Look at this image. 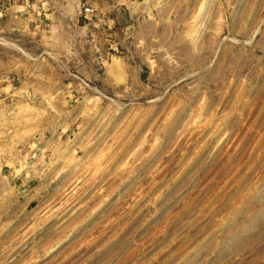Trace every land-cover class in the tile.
<instances>
[{
  "label": "rangeland",
  "instance_id": "obj_1",
  "mask_svg": "<svg viewBox=\"0 0 264 264\" xmlns=\"http://www.w3.org/2000/svg\"><path fill=\"white\" fill-rule=\"evenodd\" d=\"M138 1L0 0V264H264V0Z\"/></svg>",
  "mask_w": 264,
  "mask_h": 264
},
{
  "label": "crops",
  "instance_id": "obj_2",
  "mask_svg": "<svg viewBox=\"0 0 264 264\" xmlns=\"http://www.w3.org/2000/svg\"><path fill=\"white\" fill-rule=\"evenodd\" d=\"M87 2H89L92 8L95 9L94 17L102 16L104 23L106 22L108 26L122 20V12L123 15L126 16L125 18L131 19V16L135 14L138 9L141 11L144 9L143 3L138 0H87ZM87 2H81V4H87ZM65 3L64 0V4ZM6 4V11L3 15H11L12 18L18 17V9L13 7L19 6V21L28 24V27L31 28L29 35L32 38V44H37L32 45V51L39 48L41 38L43 41L47 42V50L50 51V46L52 45L51 41L54 38L50 28L52 26L50 22L52 17H54L55 6L53 4H55V2H53V0H19L17 3L16 0H7ZM10 7H12V9H10ZM92 20L95 21L97 19L94 18ZM45 21L49 22V24H47L49 27L48 30H40V27ZM87 24L90 25L89 22ZM99 27V29L95 30V33L105 30L104 26L101 25Z\"/></svg>",
  "mask_w": 264,
  "mask_h": 264
},
{
  "label": "built area",
  "instance_id": "obj_3",
  "mask_svg": "<svg viewBox=\"0 0 264 264\" xmlns=\"http://www.w3.org/2000/svg\"><path fill=\"white\" fill-rule=\"evenodd\" d=\"M84 11L87 12V11H89V9L88 8H84Z\"/></svg>",
  "mask_w": 264,
  "mask_h": 264
}]
</instances>
